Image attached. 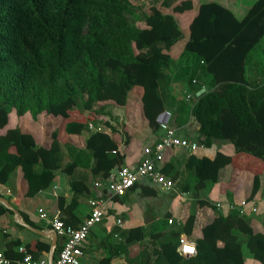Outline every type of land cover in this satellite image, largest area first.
I'll use <instances>...</instances> for the list:
<instances>
[{
  "label": "trees",
  "instance_id": "obj_1",
  "mask_svg": "<svg viewBox=\"0 0 264 264\" xmlns=\"http://www.w3.org/2000/svg\"><path fill=\"white\" fill-rule=\"evenodd\" d=\"M133 1L0 0V128L12 109L18 117L44 112L67 121L70 108L89 112L105 102L123 107L132 89L141 87L143 116L157 133V116L166 110L170 97L167 52L182 39L174 14L192 10L193 3L152 0L145 10ZM189 32L184 51L197 59L211 79L204 93L198 97L194 93L191 108L201 143L209 147L214 139L228 141L235 153L264 165V67L261 81L246 78L248 56L264 39V0H256L241 20L219 3H202ZM91 116L83 122L67 121L65 132L81 134L88 122L99 121ZM58 136L54 131L50 146L44 148L19 128L7 130L0 136V184H6L20 168L28 185L26 196L33 197L51 184L56 171L73 175L79 163L73 160L62 166L63 145ZM117 150L108 134L89 133L83 153L91 159L90 176L110 178L123 165ZM233 161L219 152L212 160L191 155L186 169L194 175L195 191L217 183ZM69 186L70 203L65 205L58 198L63 212L75 209L77 199L89 192L81 180L72 179ZM259 189L260 177L255 175L248 202ZM198 205L214 216L200 239L190 236L195 214L186 219L185 233L196 245V256L179 255L176 233L177 241L161 243L145 264H245L244 244L253 259L264 264V221L262 231L256 232L252 220L233 207L223 214L208 201L198 200ZM62 220L76 226L67 218ZM110 259L98 264H111Z\"/></svg>",
  "mask_w": 264,
  "mask_h": 264
},
{
  "label": "crops",
  "instance_id": "obj_2",
  "mask_svg": "<svg viewBox=\"0 0 264 264\" xmlns=\"http://www.w3.org/2000/svg\"><path fill=\"white\" fill-rule=\"evenodd\" d=\"M190 1L193 3V8L198 3V0ZM242 1L245 0H224V2L205 0L204 3H219L236 17L238 8L237 14L244 16L256 2L255 0L252 5L247 6L243 5ZM237 3L240 5L242 3L241 7ZM190 11L177 14L179 19L176 14L174 16L178 22L182 21V18L191 21L195 13L191 14ZM175 45L167 52L171 59L169 69L173 71L167 74L170 97L167 100L166 110L157 123L168 120L169 126L176 129L180 138L196 142L202 147L192 154L181 148L166 152L165 161L159 168L161 171L164 170L163 174L174 182L170 192L141 179L124 196L111 195L106 187L109 181L114 179L119 168L108 179L91 177L88 172L91 159L85 154V161L82 163L83 156L78 159L79 154L76 156L74 152L78 150L83 153L89 133L95 131L86 127L84 132L74 135L67 134L64 130L69 120L83 122L91 118L92 114L96 117L103 116L107 121L104 120L101 132L108 134L117 143V152L123 155L121 167H135L144 156V147L157 142L164 135L163 131L153 133L148 127L142 112L141 87L132 89L123 107L112 102L103 103V106L115 105L108 117L102 112L91 113L77 108H70L67 121L60 117L54 118L44 112L36 116L28 112L18 117L14 109L10 111L5 126L0 128V136L7 130L19 128L22 133L31 136L35 145L48 148L52 133L57 131L63 145L62 166L73 160L77 161L79 166L71 176L56 171L51 184L33 197L26 196L28 185L20 168L16 169L6 184H0V252L7 258L11 260L20 258L17 249L23 247L34 260H45L52 264L62 248L64 239L54 235L50 226L39 218L38 210L44 209L47 214L59 210L62 218L71 220L76 225L74 227H77L88 216L90 201L99 198L105 203L104 216L101 223L90 229L84 241L81 264H98L103 258H111V264H145L150 253L161 243L176 240L174 237L176 233L179 236L181 234L187 236L185 225L181 228L170 226L167 224L168 219H181L185 224L187 217L192 213L195 214L190 236L193 239L202 238V229L210 223L214 214L206 207H199L198 200L220 204L218 211L227 214L232 207H237L243 199L247 200L250 196L255 175L260 177V189L250 203L254 204L257 212L252 213L248 209L243 216L252 220V227L256 232L262 231L264 220L258 219L257 214L264 210V165L254 157L235 153L228 141L214 139L209 147L201 143L203 138L199 134L198 122L191 115V108L194 93L201 89L205 92L211 84V79L203 72L193 55L181 54L173 57ZM257 55L253 58L252 64L250 61L249 73L246 75L251 82L263 79L264 49ZM186 76H189L187 84L183 82ZM193 80L195 83L192 82ZM186 95H192L191 99L187 100ZM184 103L189 104L187 113ZM93 122L98 123V121ZM117 135L118 141L115 140ZM11 151L14 152V148ZM218 152L231 156L233 163L223 169L217 183L196 191L197 193L192 196L191 185L186 178L190 172L186 169V161L191 155L212 160ZM72 179L83 181L88 186L89 192L77 199L75 209L63 212L58 208V198H63L65 205L70 203L73 193L69 184ZM117 221L120 223L117 224Z\"/></svg>",
  "mask_w": 264,
  "mask_h": 264
},
{
  "label": "built area",
  "instance_id": "obj_3",
  "mask_svg": "<svg viewBox=\"0 0 264 264\" xmlns=\"http://www.w3.org/2000/svg\"><path fill=\"white\" fill-rule=\"evenodd\" d=\"M192 82L195 83V80ZM191 97L192 95H186L187 100H190ZM103 123V119L99 120L98 123L88 122L87 128L91 131L101 132L102 127H104ZM159 127L164 135L157 142L144 147V156L135 167H120L117 170L114 179L110 180L107 184L106 189L108 193L113 196L122 197L141 179L160 186L166 192L172 190L174 182L166 177L159 168L165 161L166 152L181 148L192 154L202 146L191 140L180 138L176 129L169 126L168 120L161 121ZM112 153L115 154L116 152L113 151ZM104 205L105 203L102 199H92L90 201V212L88 216L77 227L65 224L59 210L52 214H47L44 209L38 210L39 218L50 226L56 236L64 239L62 248L52 264H81L80 260L83 255L84 241L90 229L101 223L104 216ZM220 207V204H216L217 209H220ZM233 209L242 216L248 209L252 213L257 212L254 204L248 202L246 199H243ZM119 223L117 221V224ZM167 224L181 228L184 222L181 219L170 218L167 220ZM188 248H191L192 251H187ZM17 252L20 254V258L16 260H11L0 252V264H50L45 260H34L23 247H18ZM177 252L186 259L193 258L197 254L196 245L185 234H181L178 238Z\"/></svg>",
  "mask_w": 264,
  "mask_h": 264
},
{
  "label": "rangeland",
  "instance_id": "obj_4",
  "mask_svg": "<svg viewBox=\"0 0 264 264\" xmlns=\"http://www.w3.org/2000/svg\"><path fill=\"white\" fill-rule=\"evenodd\" d=\"M204 1L205 0H198V3L194 6V8L190 11L191 12V14H193V13H195V15H196V13H197V10H198V7H199V5L200 4H202V3H204ZM212 1H222V2H224V0H212ZM225 1H227V0H225ZM134 2V4L135 5H143L144 6V8H145V10H147L148 9V7H149V5L151 4V2H152V0H134L133 1ZM243 2V1H242ZM255 2V0H245L244 2H243V5H252L253 3ZM240 7H241V5H242V3H241V5L239 4V3H237ZM169 10V9H168ZM168 10H162L164 13H169V11ZM165 11H167V12H165ZM192 11H194V12H192ZM239 11V8H238V10H236V17H237V19L238 20H241L244 16L243 15H240V14H237V12ZM246 13V12H245ZM176 16H177V18H178V15L176 14ZM194 18V17H193ZM179 19V18H178ZM192 21V20H191ZM191 21H189V20H185L184 18H182V21L181 20H179V23H180V28H181V31H182V39L179 41V42H177L176 43V45H175V47L174 48H176L175 50H174V53H173V57H175L176 55L177 56H180L181 54H186L185 53V51H184V46H185V43H186V41L189 39V35H190V32H189V25H190V23H191ZM142 24H139V26H141ZM264 49V39L253 49V51L249 54V56H248V59H247V64H246V75L249 73V67H250V61H251V64H252V60H253V58L255 57V56H258L257 54H258V52H260L261 51V53H262V50ZM262 57V56H261ZM192 61V60H191ZM196 63V62H195ZM194 63V64H195ZM262 63H263V65H264V61H262ZM165 72L168 74V72H169V74L171 73V72H173L171 69H169V67L167 68V69H165ZM188 77L189 76H186V78L183 80V82L185 83V84H187V81H188ZM209 78H210V76H208ZM182 96V95H181ZM103 103H99V104H96V105H94L93 106V110L91 111V113H103V114H106L107 115V117L108 116H110V114L112 113V108H113V106H115V105H113V104H108V105H105L104 104V106L102 105ZM167 104V103H166ZM185 104V113H187L188 112V110H189V104H187V103H184ZM92 115H94V114H92ZM97 118H99V119H103V120H106L107 121V119L106 118H103V116H99V115H97ZM115 140H119V136L117 135V136H115ZM74 152H77L79 155H78V159H79V157H82L83 156V158H82V163H84V161H85V157H86V155H85V153H81L80 151H78V150H75ZM187 178V181H189L190 182V185H191V190H190V194L193 196V195H195L197 192L195 191V189H194V184H195V178H194V175H193V173L192 172H188V176L186 177ZM258 219H263L264 220V210L262 209L258 214ZM242 251H243V254H244V259H245V264H260V263H258L257 261H255L254 259H253V257H252V255L248 252V249L246 248V246H245V244L242 246Z\"/></svg>",
  "mask_w": 264,
  "mask_h": 264
},
{
  "label": "water",
  "instance_id": "obj_5",
  "mask_svg": "<svg viewBox=\"0 0 264 264\" xmlns=\"http://www.w3.org/2000/svg\"><path fill=\"white\" fill-rule=\"evenodd\" d=\"M203 92H204V89H201L200 91H198V92L195 94V96L198 97V96L201 95ZM161 114H162V113H161ZM161 114H159V115L157 116V120L160 119ZM54 235H55V233H54Z\"/></svg>",
  "mask_w": 264,
  "mask_h": 264
},
{
  "label": "snow or ice",
  "instance_id": "obj_6",
  "mask_svg": "<svg viewBox=\"0 0 264 264\" xmlns=\"http://www.w3.org/2000/svg\"><path fill=\"white\" fill-rule=\"evenodd\" d=\"M187 251H192V249L191 248H188Z\"/></svg>",
  "mask_w": 264,
  "mask_h": 264
}]
</instances>
